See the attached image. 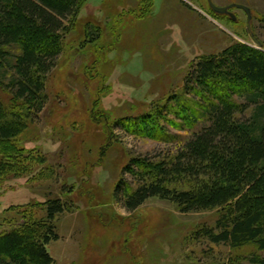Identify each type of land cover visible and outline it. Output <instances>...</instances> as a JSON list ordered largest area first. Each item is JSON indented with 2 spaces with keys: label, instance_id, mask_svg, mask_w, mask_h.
I'll use <instances>...</instances> for the list:
<instances>
[{
  "label": "rangeland",
  "instance_id": "obj_1",
  "mask_svg": "<svg viewBox=\"0 0 264 264\" xmlns=\"http://www.w3.org/2000/svg\"><path fill=\"white\" fill-rule=\"evenodd\" d=\"M211 2L244 6L251 20L247 24L239 9L232 10L235 21L216 14L207 0H154L145 18H139L142 0H88L82 6L47 78L48 102L16 142L29 157H44L40 169H48L33 181L0 179V230L21 222L24 208L44 216L41 203L60 198L66 184L74 190L61 199L73 209L55 219L58 240L47 246L54 264H247L252 247L231 250L194 234L215 227L217 210L182 214L172 202L152 198L127 212L114 193L130 158L174 154L189 137L166 126L180 138L163 144L114 122L165 105L182 89L195 59L233 42L257 48L251 35L264 45V0ZM88 29H99L100 37L88 40ZM95 100L109 119L107 133L90 120ZM107 135L111 145L101 158Z\"/></svg>",
  "mask_w": 264,
  "mask_h": 264
},
{
  "label": "trees",
  "instance_id": "obj_2",
  "mask_svg": "<svg viewBox=\"0 0 264 264\" xmlns=\"http://www.w3.org/2000/svg\"><path fill=\"white\" fill-rule=\"evenodd\" d=\"M87 1L0 0V179L33 181L48 169H40L44 157H29L16 142L47 104V78ZM153 2L142 0L139 18L151 13ZM98 30L88 29L87 39H98ZM90 120L103 124L107 133L109 119L97 100ZM114 124L163 144L180 138L166 126L189 133L174 154L128 160L114 192L125 211L133 212L152 198L172 202L182 214L217 210L215 227L194 234L231 250L252 247L247 264H264L262 49L233 42L219 53L195 59L182 89L165 105ZM110 145L107 135L101 158ZM73 190L63 184L60 198L41 203L44 216L24 208L21 222L0 230V264H54L47 246L58 240L56 217L73 209L61 196L69 199Z\"/></svg>",
  "mask_w": 264,
  "mask_h": 264
},
{
  "label": "water",
  "instance_id": "obj_3",
  "mask_svg": "<svg viewBox=\"0 0 264 264\" xmlns=\"http://www.w3.org/2000/svg\"><path fill=\"white\" fill-rule=\"evenodd\" d=\"M207 2H208V5H209L210 9L214 13H216V14L231 16V18L234 19V16L230 12H228V9L236 8V9H239V10L244 11V13L247 16V24L251 20L250 10L248 8L244 7V6H241V5H231V6H228V7L219 8V7L214 6L212 4L211 0H207ZM248 29H249V26H248ZM251 39L256 44V46H257L258 49L264 48L263 43L260 42V41H258L253 35H251Z\"/></svg>",
  "mask_w": 264,
  "mask_h": 264
},
{
  "label": "flooded vegetation",
  "instance_id": "obj_4",
  "mask_svg": "<svg viewBox=\"0 0 264 264\" xmlns=\"http://www.w3.org/2000/svg\"><path fill=\"white\" fill-rule=\"evenodd\" d=\"M228 6H231V5H228ZM228 6H225V7H228ZM233 9H236V8L228 9V12H230V13L232 14V10H233ZM232 15H233V14H232ZM233 16H234V15H233ZM226 17L229 18V19H231V20H233V21H235V16H234V19H232L231 16H227V15H226Z\"/></svg>",
  "mask_w": 264,
  "mask_h": 264
}]
</instances>
